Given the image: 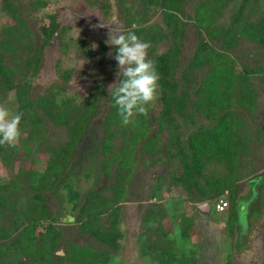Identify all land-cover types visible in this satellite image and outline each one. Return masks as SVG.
I'll use <instances>...</instances> for the list:
<instances>
[{"label":"rangeland","instance_id":"obj_1","mask_svg":"<svg viewBox=\"0 0 264 264\" xmlns=\"http://www.w3.org/2000/svg\"><path fill=\"white\" fill-rule=\"evenodd\" d=\"M204 1L0 0V36L6 27L14 33L0 65L16 72L0 77V105L18 112L10 85L18 79L27 80L33 99L52 92L60 104L75 105L66 123L35 107L42 125L24 119L18 148L0 144L3 264H264V74L249 75L252 107L236 96L228 106L224 97L214 113L198 107L193 92L206 68L187 71V62L201 40L195 17ZM220 6L205 13L213 24L226 27L238 15L264 22V0H221ZM166 10L182 23L171 73L173 26ZM109 28L130 29L149 41L147 58L160 77L159 94L145 115L134 114L128 124H106L108 88L118 79L116 46L106 42ZM224 46L236 73L264 67L260 43L240 37ZM86 97L90 110L83 108ZM225 110L245 141L233 152L221 139L194 160L190 136L214 128ZM79 126L83 138L77 144ZM96 136H108L103 172L96 167L97 173L69 180L61 207L46 184L47 159L54 150L75 160L92 150ZM223 148L236 154L220 156ZM194 161L202 162L199 171ZM218 196L227 200L220 211L213 206ZM202 202L209 203L207 211L197 207Z\"/></svg>","mask_w":264,"mask_h":264},{"label":"trees","instance_id":"obj_2","mask_svg":"<svg viewBox=\"0 0 264 264\" xmlns=\"http://www.w3.org/2000/svg\"><path fill=\"white\" fill-rule=\"evenodd\" d=\"M220 2L221 0H208L197 5L198 15L195 17V22L197 27L200 28L201 40L194 54L187 62V71L197 68H206L198 86L194 89L193 93L198 96V99L196 100L198 107L209 113H214V108H217L219 103H224V100L228 98L229 99L226 103V106L229 104L234 105L235 102H232L233 100H231L232 96H236L235 101L239 104H241L243 101L249 100V104H251L250 107H252L255 100H253L254 92L251 88L249 75L250 73L255 72H262V74H264L263 66L254 67L252 69H244L241 72L236 73L234 70L233 57H231L228 51L221 49L223 48L224 44V47L233 45L234 40L240 37L249 38L264 46V22L262 24H257L256 21L250 20L246 17L243 18L241 15H238L226 27L215 23L213 24V22L208 18L209 16L205 13L210 12L211 9L214 8L219 9L221 7ZM8 10L12 12V15H15L14 11H17V7L15 5L11 6V2H9ZM165 13H167L166 16L168 23L173 26L171 33V39L173 42L170 48V55L167 59L169 73H171L176 67L178 40L182 23L179 20V16L175 12L166 10ZM3 34V36H0V57L4 56L5 54H9V49H12L10 48L11 46H9L10 42H8L7 36L14 34L13 29L6 27L3 29ZM153 39L156 40V37L153 36ZM214 42H219V44L215 45ZM30 65L32 67V73L35 72L34 64L31 63ZM14 72L15 69L5 65H0V77L12 76ZM236 81H238L237 85ZM159 83L160 82L158 81V84ZM10 85H14L16 87L15 94L18 102V112L22 113L21 121L26 119L27 122L32 125L41 126L42 124L38 114V108H40L44 113L53 117L54 120L64 123L68 122V117L71 115L70 111L75 107V105L70 101L65 100L60 104L52 92L42 93L36 99H33L29 95L28 89L30 88V85L27 84L26 79H18L16 82H12ZM183 94H186V98H188L189 94L187 91ZM226 96L228 98H224ZM89 99L90 97H86L84 99L86 105L83 106V108L87 110H90L94 107L92 106L93 103L89 102ZM110 103L111 110L106 116V124L110 123L115 125L117 122L121 123V116L117 111V107L112 102V98ZM136 114L139 116L145 115V113ZM218 121V124L214 128L198 129L190 136L191 145L194 149V160H197L200 154L209 155L211 146L218 143V141L221 139L224 142L225 147L233 146V152L235 149L237 151V146L245 141L244 137H238L237 130L234 132V127L232 125L233 120L229 115V111L225 110L223 114L221 113ZM82 132L83 126H79V133L75 138L77 144L83 138ZM107 137L108 136H96L97 139H95V142H93L91 146L92 150L89 153L86 151L85 154H82L81 152L80 156H77L75 160L70 161V159H68V161L66 158L67 153L66 156L60 155L54 150L50 153V156L47 159L46 171L47 176H50L51 179L46 184L56 197L55 201L58 203V205L64 207L63 204L66 196L65 193L61 192V189L69 180H77L83 173H86L87 175H89L91 172L97 173L98 169L103 172V162L106 159L100 157L101 154H103V151L107 150L108 148ZM235 137H237V140ZM11 146L14 150L18 148L17 144H13ZM228 151L229 150L227 148H223L224 154L222 153L220 156L224 155V157H227L228 154H236V152L228 153ZM211 155L215 157L217 156V152L214 151ZM201 166L202 162L198 161L195 163V169L197 171L200 170ZM85 192V194L80 196V198H84V201L86 200V197L89 195L90 191ZM40 215L43 216V214ZM41 216H34L32 219H37ZM6 232V230L0 229V236ZM3 254H5V250L0 249V258ZM0 264H3L1 260Z\"/></svg>","mask_w":264,"mask_h":264},{"label":"clouds","instance_id":"obj_3","mask_svg":"<svg viewBox=\"0 0 264 264\" xmlns=\"http://www.w3.org/2000/svg\"><path fill=\"white\" fill-rule=\"evenodd\" d=\"M110 45H115L114 59L118 79L109 89L123 124H128L136 113H145L147 106L159 94V73L153 59L147 58L150 42L141 39L135 31L109 28ZM21 112L0 105V144H14L21 135Z\"/></svg>","mask_w":264,"mask_h":264},{"label":"built area","instance_id":"obj_4","mask_svg":"<svg viewBox=\"0 0 264 264\" xmlns=\"http://www.w3.org/2000/svg\"><path fill=\"white\" fill-rule=\"evenodd\" d=\"M214 208L218 211L223 210L227 206V200L223 196H218L213 204Z\"/></svg>","mask_w":264,"mask_h":264},{"label":"water","instance_id":"obj_5","mask_svg":"<svg viewBox=\"0 0 264 264\" xmlns=\"http://www.w3.org/2000/svg\"><path fill=\"white\" fill-rule=\"evenodd\" d=\"M197 207L201 210L207 211L209 209V203L202 202V203L197 204Z\"/></svg>","mask_w":264,"mask_h":264}]
</instances>
